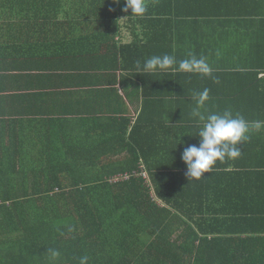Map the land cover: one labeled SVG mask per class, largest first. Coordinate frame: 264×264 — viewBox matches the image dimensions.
Here are the masks:
<instances>
[{
	"label": "trees",
	"instance_id": "obj_1",
	"mask_svg": "<svg viewBox=\"0 0 264 264\" xmlns=\"http://www.w3.org/2000/svg\"><path fill=\"white\" fill-rule=\"evenodd\" d=\"M147 2L126 28L153 42L181 6ZM124 7L0 0V264H80L85 256L87 264H264V165L250 158V171L226 173V161L188 181L181 149L148 148L160 137L146 127L145 118L157 121L146 103L135 121L125 104L121 112L100 106L121 101L118 85L126 92L153 77L201 76L137 71L161 48L126 38ZM244 109L248 121L257 113L264 121V96Z\"/></svg>",
	"mask_w": 264,
	"mask_h": 264
},
{
	"label": "crops",
	"instance_id": "obj_2",
	"mask_svg": "<svg viewBox=\"0 0 264 264\" xmlns=\"http://www.w3.org/2000/svg\"><path fill=\"white\" fill-rule=\"evenodd\" d=\"M176 2L181 6L179 14H174L170 23H162V29L153 42L148 35L143 37L141 29L128 30L126 27L132 24L128 25L129 18L124 19L126 16L119 20L121 32L126 38H136L135 41L142 40L143 43L145 41L148 47L161 48L160 52L155 50L156 55L170 53L179 61L193 54L198 58H205L212 68V73H227L229 76L153 77L146 83L137 82L135 88L131 86L126 92L118 85L121 101L111 103L103 99L104 102L100 105L103 109L121 112L120 108L125 104L132 121L139 117L143 104L146 103L148 111L157 120L148 123L151 120L145 118L146 127L154 124L160 137V140L156 138L155 142L153 140L149 142L148 148L151 150H160L159 142L167 143L170 148L182 151L186 145H198V137L195 136L202 125L198 118L192 116L195 93L204 89L209 90V101L206 108L201 110L205 115L222 114L228 110L233 116L237 114L244 116L239 112L245 111L248 101L256 94L264 96L262 93L264 92V0H176ZM227 5L230 6L226 8ZM199 10L207 14L197 16L190 14L191 11L199 12ZM258 71L260 76L256 80L236 77L237 72L247 74ZM173 73L179 74L176 71ZM144 84L147 88H144ZM135 91H138L139 95H136ZM143 93L146 95H142ZM52 101L50 97L48 102ZM92 110L87 105L86 111ZM11 113L6 116H12ZM261 115L264 116V112ZM257 118L258 113L253 121H257L255 120ZM246 120L248 121V118ZM23 128L25 129V117ZM162 134L165 135L164 141H161ZM180 140L182 145L178 147ZM238 147L242 155L234 161H227L226 173H243L245 167L250 171L248 167L250 158L254 165H264V129L258 132L253 130L250 138ZM219 164L221 163L217 162L216 165ZM254 181L258 182L253 179ZM262 209L264 207H260L257 212H264Z\"/></svg>",
	"mask_w": 264,
	"mask_h": 264
},
{
	"label": "clouds",
	"instance_id": "obj_3",
	"mask_svg": "<svg viewBox=\"0 0 264 264\" xmlns=\"http://www.w3.org/2000/svg\"><path fill=\"white\" fill-rule=\"evenodd\" d=\"M119 3V0H113ZM123 12L131 11L129 17H143L148 10L147 0H124ZM123 20V19H121ZM137 71L145 73H163L168 70L185 74L210 76L212 68L203 57L189 54L188 58L177 61L173 55L152 56L143 64L137 61ZM209 90L204 89L193 96L195 107L192 116L198 118L201 125L195 137H198V145H186L181 160L186 166V178L188 181H199L205 173H210L217 162L223 164L228 160H236L242 152L238 145L250 138V133L264 129V121H247L243 116H233L231 111L222 114L202 112L209 101ZM181 143V140L178 144ZM58 256V252H53ZM87 257L80 259V264H87Z\"/></svg>",
	"mask_w": 264,
	"mask_h": 264
},
{
	"label": "built area",
	"instance_id": "obj_4",
	"mask_svg": "<svg viewBox=\"0 0 264 264\" xmlns=\"http://www.w3.org/2000/svg\"><path fill=\"white\" fill-rule=\"evenodd\" d=\"M142 176H143L144 178L148 179V174H147L146 171L142 174ZM127 178H129V175H128V174H125V175H119V176L115 177V178L113 179V181H114V182H117V181H119V180H121V179H127Z\"/></svg>",
	"mask_w": 264,
	"mask_h": 264
},
{
	"label": "bare ground",
	"instance_id": "obj_5",
	"mask_svg": "<svg viewBox=\"0 0 264 264\" xmlns=\"http://www.w3.org/2000/svg\"><path fill=\"white\" fill-rule=\"evenodd\" d=\"M141 172V171H140ZM119 176V175H118Z\"/></svg>",
	"mask_w": 264,
	"mask_h": 264
}]
</instances>
